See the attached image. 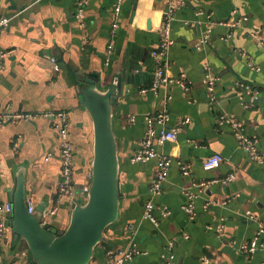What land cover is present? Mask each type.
Returning <instances> with one entry per match:
<instances>
[{
	"label": "crops",
	"instance_id": "obj_1",
	"mask_svg": "<svg viewBox=\"0 0 264 264\" xmlns=\"http://www.w3.org/2000/svg\"><path fill=\"white\" fill-rule=\"evenodd\" d=\"M117 1L0 0V16H13L0 34V52L6 53L0 55V113L9 109L41 114L0 123V206L13 204L20 178L33 213L41 219L58 203L61 141L54 121L43 113L66 111L75 190L62 200L48 226L68 225L73 204L86 199L93 159L92 119L76 84H93L118 92L113 125L123 195L119 218L106 230L108 239L99 244L90 264H106L107 249L132 244L142 253L125 264H164L168 241L175 243L178 264H264V233L259 234L264 228V162L250 159L231 128L217 123L221 113L243 120L248 132L259 138L264 156V45L254 35L264 37V0H180L172 22L174 42L166 53L172 81L157 92L141 90L154 76L152 51L162 38L167 1L121 0L112 38ZM229 21L235 25H227ZM202 35L209 40L198 49ZM111 41L114 47L106 63ZM209 73L215 79L214 99L208 90ZM163 111L169 114L168 125L181 129L176 142L156 145L172 159V166L162 192L153 196L157 158L136 162L133 157L147 132L145 116ZM214 153L224 160L205 168L204 161ZM180 161L191 167L188 175ZM231 172L235 178L229 181ZM150 199L169 211L163 217L155 209L158 224L144 216ZM190 202L193 212L186 210ZM5 217L8 229L0 245V264H25L28 245L16 240L8 223L12 216ZM257 236V250L241 248Z\"/></svg>",
	"mask_w": 264,
	"mask_h": 264
},
{
	"label": "built area",
	"instance_id": "obj_2",
	"mask_svg": "<svg viewBox=\"0 0 264 264\" xmlns=\"http://www.w3.org/2000/svg\"><path fill=\"white\" fill-rule=\"evenodd\" d=\"M167 1V11L165 13L164 22L161 27L162 38L159 43V46L152 51V56L156 62V68L154 71V76L150 86L142 88V92L155 91L157 92L158 88L163 84H168L172 81L170 75L167 71L168 62L166 60V53L169 47L173 44L174 40L172 37V22L175 19V12L180 7V0H166ZM121 13V0L117 1V4L114 9V20L111 28V37L115 38L117 34V29L119 26V17ZM83 14L82 9H79L77 17L81 18ZM13 16H0V34L1 32L10 26ZM227 25H235V22H226ZM258 37L261 44L264 45V37H260L257 33L254 34ZM209 36L202 35L197 39L196 47L198 49L204 47L208 42ZM113 41H111L107 53H106V63L109 62L110 55L113 51ZM6 53L0 52V55L4 56ZM181 86L185 89L184 82L179 81ZM208 90L211 93L212 99L214 96V84L215 79L209 73L208 74ZM248 92H252L253 89L251 86H245ZM254 94H258L255 92ZM248 106V104H247ZM41 114L32 113V112H16L13 113L9 109H4L0 113V123L5 121H19L24 118H33ZM44 116H48L55 123L56 129L58 130L59 138L61 141L60 144V164H61V180L58 185V203L43 212V223L48 225V221L53 217L60 209V205L64 198L72 197L74 194L75 186V175H74V150L72 142L69 138V115L66 111H46L43 113ZM169 114L166 111H163L157 115L147 114L145 116V122L147 125V132L142 140V145L139 150L135 153L133 161L136 162H147L150 159L157 158L155 178L151 185L152 195L160 194L163 190L164 182L166 181L170 168L172 166V159L168 155H164L157 151L156 145H165L166 143H174L177 141V135L181 129L179 125L169 126L168 125ZM190 119L187 118L186 122ZM217 123L219 126H228L231 128L234 136L238 141L239 147L249 156L253 161H258L260 163L264 162V156L260 149V141L256 135H253L248 132L243 120L236 118L228 113H221L217 118ZM160 125L161 128L156 127ZM50 157H46L49 159ZM224 157L221 153H214L210 155L203 163L204 167L207 169L214 168L218 166ZM183 169V173L188 175L190 173V166L179 162ZM235 178V173L231 172L226 179L232 181ZM91 180V173L89 175V182L84 188V192L87 195L89 189V183ZM208 182H202L199 185H206ZM186 210L193 212V202H190ZM29 212H34L35 208L31 202H29ZM159 209L161 216H167L169 214L168 208L166 207H157L155 202L150 199L145 204L144 216L145 218L150 219L155 224H158L160 217L156 216L154 211ZM8 214L12 216L13 214V204L6 203L5 206H0V245L3 242V239L7 235V218L5 215ZM250 214V213H248ZM252 217V215H249ZM223 225L218 224V230H222ZM264 233V228H261L259 234ZM258 238L257 236L251 243H244L241 245V248L248 251H255L258 249ZM175 243L174 241H168L166 244V252L162 254L163 259L165 260L164 264H178L177 256L174 251ZM141 250L132 244L128 247H118L110 248L106 250L107 262L106 264H125L127 261L132 260L135 256L141 254ZM207 262V259H205Z\"/></svg>",
	"mask_w": 264,
	"mask_h": 264
},
{
	"label": "water",
	"instance_id": "obj_3",
	"mask_svg": "<svg viewBox=\"0 0 264 264\" xmlns=\"http://www.w3.org/2000/svg\"><path fill=\"white\" fill-rule=\"evenodd\" d=\"M80 102L92 119L93 159L86 199L73 204L68 225L53 229L41 215L29 212L26 183L19 179L14 191L13 214L8 221L16 240H25V264H90L106 230L117 222L123 187L120 177L119 144L114 131L117 90L93 84H76Z\"/></svg>",
	"mask_w": 264,
	"mask_h": 264
},
{
	"label": "trees",
	"instance_id": "obj_4",
	"mask_svg": "<svg viewBox=\"0 0 264 264\" xmlns=\"http://www.w3.org/2000/svg\"><path fill=\"white\" fill-rule=\"evenodd\" d=\"M103 243V242H102Z\"/></svg>",
	"mask_w": 264,
	"mask_h": 264
}]
</instances>
